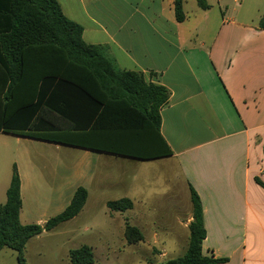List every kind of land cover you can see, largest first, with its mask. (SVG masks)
Returning <instances> with one entry per match:
<instances>
[{
	"label": "crops",
	"instance_id": "crops-1",
	"mask_svg": "<svg viewBox=\"0 0 264 264\" xmlns=\"http://www.w3.org/2000/svg\"><path fill=\"white\" fill-rule=\"evenodd\" d=\"M56 1L63 15L82 27L86 44L101 46L118 69L141 72L168 90L169 100L160 110V134L171 155L140 160L8 131V122L16 113L15 99H4L8 84H1L0 76V204L6 200L15 168L20 179V223L44 225L63 212L78 187L87 191L85 207L92 193L96 198L108 189L121 188L127 172L119 173L121 183L114 179L112 185V174L98 168L100 161L106 162L100 158L118 157L127 166L162 162L163 167L178 169L190 204L189 188L200 199L205 229L202 255L225 260L219 264H264V190L255 182L258 178L264 183V30L258 26L264 0H206L209 9L197 7L198 22L191 28L184 26L189 19L184 8L185 20L176 22L173 0ZM227 2L234 5L229 9ZM34 102V96H29L27 104ZM59 120L56 114L39 112L33 129L41 126L54 133ZM27 122L21 119L14 128L25 129ZM38 147L45 154L35 151L32 159L29 151ZM62 148L82 151L76 157L81 164L67 166ZM110 201L116 200L101 202L106 206ZM135 201L141 211L146 209L143 191ZM133 207L132 202L130 210ZM191 212L192 204L177 221L176 230L144 215H134L136 226L127 220L119 222L121 248L141 256L139 249L152 242L159 247L157 264L173 259L168 257L175 246L168 243L177 242L184 254ZM79 214L41 235L61 230L72 236L68 226ZM126 222L142 234L138 244L127 243ZM170 233L176 240L169 238ZM110 241L107 246L91 247L92 264L97 249L101 255L118 257L119 250L112 251ZM70 251L63 255L66 264H71Z\"/></svg>",
	"mask_w": 264,
	"mask_h": 264
},
{
	"label": "trees",
	"instance_id": "trees-1",
	"mask_svg": "<svg viewBox=\"0 0 264 264\" xmlns=\"http://www.w3.org/2000/svg\"><path fill=\"white\" fill-rule=\"evenodd\" d=\"M195 2L199 9H209L206 0ZM173 6L176 22L182 23L186 17L183 0H173ZM258 26L264 30V12ZM82 33L79 24L63 15L56 0H0L1 84H8L4 99H15L16 112L6 130L140 160L170 156L160 134V110L169 100L168 90L141 72L118 69L101 46L86 44ZM29 96H34L33 104H27ZM43 111L60 119L54 133L41 126L33 129L36 115ZM24 118L28 120L26 128L15 129L17 121ZM255 182L264 190V183L258 178ZM189 190L192 221L186 250L181 257L160 264L222 263L225 260L202 255V208L197 193ZM86 200V189L78 187L62 213L44 225H22L20 179L14 168L6 200L0 204V251L8 248L16 253L18 264H27V242L72 220ZM106 206L112 212H125L132 208V202L120 199ZM125 238L130 245L143 240L140 231L128 222ZM69 260L71 264H92L91 247L71 250ZM147 264L157 263L149 260Z\"/></svg>",
	"mask_w": 264,
	"mask_h": 264
},
{
	"label": "rangeland",
	"instance_id": "rangeland-1",
	"mask_svg": "<svg viewBox=\"0 0 264 264\" xmlns=\"http://www.w3.org/2000/svg\"><path fill=\"white\" fill-rule=\"evenodd\" d=\"M226 5L230 9L234 4L227 2ZM183 8L189 15V19L185 22L184 26L191 28L195 24L197 25L198 17L196 15L200 11L197 9L195 0H183ZM206 38H209V34L206 35ZM35 151L39 155L45 154L44 150L40 147L30 149L29 152L32 154V159L36 156L33 155ZM61 151L63 154V162L67 166L75 168L77 163L81 164V158L76 159V157L78 155L81 157L83 154L82 151L67 148H62ZM52 153L54 154V151ZM58 154L59 151L57 156H59ZM65 155H69L70 158L67 159ZM100 159H105L106 162L101 164L100 161L98 168L105 169V171H109L112 174V185L117 181H114V179H118L121 183L119 173L127 172L124 175L125 178L122 181V186L121 184L117 186L118 188L121 186L120 189L122 190L108 189L96 198H94L92 193L90 200L87 202V206H84L78 218L68 226V228L73 230L72 236L61 234V230H57L53 234L39 235L41 238L29 242L24 250V257L27 264H66V262L64 263L63 255L68 250H74L83 245L89 247H93L94 245H97V247L102 245L107 246L110 240L109 245L112 251L119 250L117 253L118 257L107 256L106 254L101 255L100 250L97 249L94 264H130L126 262L129 260L132 261L131 264H139L141 261L144 264V261L148 262L149 260L153 262L159 261L155 256L159 253V247L153 245L152 242H145L139 249L138 252L143 257L142 259L139 255L132 256L124 252L121 248L124 243L119 242V222L127 220L130 224L135 225L134 215H144L148 220L154 218L156 221H163L166 227L176 230L178 227L177 221L186 216L187 209H191L188 190L183 183L178 169L175 166L163 167L162 162L136 163L132 164L134 166H127L121 163L123 160L118 157ZM126 191L128 193H125ZM141 191H143L146 200V209L144 211H141V206L137 207L138 204L135 201ZM125 197L133 202L134 207L130 211L112 212L101 202L102 199L117 200ZM43 198L42 196L40 197V199ZM109 215H111V218ZM100 229L103 231L101 232ZM169 238L176 240V236L172 233H170ZM168 244L175 246V250L170 249V257L168 258L182 256V250L177 242ZM0 264H18L16 253L8 248L2 249L0 251Z\"/></svg>",
	"mask_w": 264,
	"mask_h": 264
}]
</instances>
